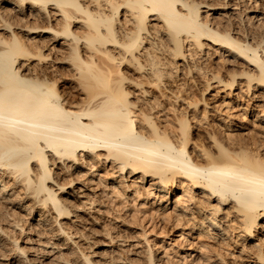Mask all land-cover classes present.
Listing matches in <instances>:
<instances>
[{
  "label": "bare ground",
  "instance_id": "1",
  "mask_svg": "<svg viewBox=\"0 0 264 264\" xmlns=\"http://www.w3.org/2000/svg\"><path fill=\"white\" fill-rule=\"evenodd\" d=\"M0 3L1 13L15 15L11 14L14 17L11 21L0 16L9 34L6 38L0 35V200L11 201L27 217H32L34 208L39 210L38 214L46 211L49 219L38 217L37 222L51 219L57 226L51 230L54 236L72 240L80 231H69L66 221L78 225L75 214L78 209L77 205L71 208L70 200L61 193L69 187L67 195L78 198L82 206L93 207L95 199L89 200L90 195L94 197L99 184L107 186L99 178L103 169L113 188L124 194L129 192L127 195L134 198L141 197V204L150 201L151 205L161 206L157 209L165 205V210L170 208L164 217L175 226L188 224L189 230L199 236L221 241L226 240V231L236 230L234 236L246 244L239 253L251 255L264 264V142L260 138L263 144L254 139L233 146V141H227L230 133L225 140L219 139L213 127L207 135L210 146H206L191 136L192 119L198 122L206 115L196 111V99L187 103L192 107L189 112L188 108L175 105L182 98L175 93L168 109L171 113L166 111V76L172 72L166 73L167 65L178 59L188 57V60L194 53L186 54L187 50L195 49L194 57L202 53L207 44L204 39L223 50L224 54L220 52L223 62L229 63L234 57L251 65L241 68L239 73L233 71L225 79L226 86H233L238 74L246 76L247 91L253 80L262 87L264 37L251 43L246 37L233 35L237 29L221 28L217 22L208 20L207 14L203 18L200 0H0ZM256 16L247 19L253 21ZM40 20L47 21V25H38ZM52 20L57 27L51 24ZM16 24L21 26L17 28L25 40L12 29ZM60 49L66 54L57 60L49 55ZM56 62L69 65L72 79L76 80L75 88L83 96L78 101L66 98L59 90L57 80L61 76L51 71ZM177 67L176 64L171 69L176 71ZM192 68L201 67L187 64L188 72ZM210 70L213 79L223 81L215 69ZM255 117L264 122V114ZM55 164L75 175L68 176L67 182L59 181L54 177ZM134 175L137 176L121 189L120 181ZM144 182L149 183L141 192L137 185ZM14 186H20L22 192L18 194ZM176 187L184 194L180 205L181 200L169 201L171 190ZM193 188L198 193L191 192ZM171 202L170 207L167 204ZM12 227L22 231L17 222ZM143 237L147 240V236ZM255 237L257 242L253 241ZM108 238L102 250L123 242L114 235ZM158 240L165 242L163 238ZM46 241L43 242L49 243ZM199 242L211 249H205L199 258L196 256L197 263L202 260L209 264L210 259L216 263L220 256L212 259L216 250L208 247L206 241ZM49 244L47 247L54 249L55 243ZM152 245L156 246V242L147 243L140 262L136 258L139 264H187L186 251L179 244L169 243L171 250L163 252V256L156 254ZM12 246L20 247L14 239ZM41 246H35L37 251ZM62 253L58 251L56 259L60 260ZM81 255L82 264L107 261L104 258L100 263L94 262L83 251ZM118 258L110 256L106 264H125L121 260H128ZM195 260L190 259L191 263Z\"/></svg>",
  "mask_w": 264,
  "mask_h": 264
},
{
  "label": "rangeland",
  "instance_id": "2",
  "mask_svg": "<svg viewBox=\"0 0 264 264\" xmlns=\"http://www.w3.org/2000/svg\"><path fill=\"white\" fill-rule=\"evenodd\" d=\"M200 1H202L201 11L204 9L201 12L202 13L201 15H203V18L207 14L208 16H205V17H207V19L210 21H214L215 23L217 22V25L220 24L221 26H223L221 28H225L228 30L231 29L230 31H232L233 29L234 31H236L237 29L235 34L232 33L233 35L239 38H242V39L246 37L245 39L247 41L249 40L248 42L253 41V43L257 42L260 39V37H264V0H200ZM204 4L205 6H203ZM1 6L3 5L0 3V7ZM1 14H3V12ZM1 14L0 16L3 18L10 19V21L13 18L14 20L15 15L13 13L11 14L14 15V17L11 16V14H8V15L3 14V16ZM256 14H257L256 16L257 18L254 17L255 19L253 21H249V19H247L250 16H254ZM1 17H0V20H1ZM221 18L224 20H222ZM42 21H43V24H42ZM1 23L2 22L0 21V24ZM19 23L21 24V22ZM37 23L38 25L41 24V26H45L47 25L48 22L45 20H40ZM51 24L52 25L54 24L53 26L57 27V24H55L54 20H52ZM224 24L227 26H225ZM17 26H18L17 24L14 25L12 29L15 30V32L17 31L19 36L21 35V39L23 38V40H25V37L23 36V34L20 31H18V29L21 26L19 25L18 26L19 28H17ZM3 27L4 25H2V27L0 26V35L5 36L6 38L7 36H9V34L6 33L8 32L7 29L5 31V28ZM44 34H43L44 36L47 35V33H44ZM43 41H46V40H43ZM203 42H205V44L207 43L208 45L206 44L207 47L206 45L203 46L202 48L203 51H201L202 53H199L201 54V56L199 54L198 56L196 53L195 55L196 58H195L194 57L195 49L193 50L190 49L186 51V54L190 51L192 54L194 53L193 56H190L191 58L189 57L188 60H187L188 57L184 58L183 60L178 59L177 61H172V62H177V63L174 64L170 62L167 65L166 73H168V71L170 70L172 72L171 74L166 76V111L170 108L169 105L173 104L172 100L176 94L180 95L182 98L177 99L175 102V105L178 107H186L189 109V112H191L190 109H192V107L189 106L187 103L191 101V99L192 100L196 99V102L198 104L196 111L199 112V115L203 114V112H205L206 115L204 118L198 120V122H195V120L193 121L192 119L191 136L193 137L194 140L197 139L200 143L204 142L203 144H205L206 146L207 145L210 146V143H209L210 140L208 139L207 135L209 136V133H210L209 131H211L213 127L219 139L224 138L225 140L226 136L230 133L228 137L231 136V138H229L231 140L227 139V141L228 143H231V141H233L234 142V144L232 143L233 146L234 145L237 146L236 145L237 143L246 142V144H248V143H251L252 140L254 139H256L254 141L258 140L257 142H260L262 139V141L264 142V137H263L264 136V132H263L264 122L257 120V117H255L256 114H261V115L264 114V85L262 87L261 85H256V83H254V80H253L251 81V84H252L251 87L247 91L246 76L244 75L238 76L237 74V76H235L236 78H235V82L233 83V86L231 87L226 86L224 84L226 81L225 79L229 78L230 75H232L233 71H235V73H237L236 71H238L239 73L240 72L239 70H241V68L246 67L247 69L251 67V65L250 66L246 65L245 61L239 58H234V57L231 58L232 60H229V63L225 61L224 63L222 61L223 59H221L224 57L221 54V53L224 54L223 50L216 49L218 47L217 44H212L211 42L205 39L203 40ZM204 49H206L207 54ZM62 51L65 52V50H61V49L59 50V52L55 51V53H53L54 51H51L49 52L51 53L49 55L52 56L53 58L56 56L55 58L57 60L59 57L62 56L61 54L64 53ZM65 54L66 53H64L63 55ZM56 60L54 59V61ZM176 64L178 65L177 70L176 71L175 69L172 70L171 67H173V65H176ZM187 64L188 66H191V67L193 65H197V66L199 65V67L201 68L200 69L192 68L191 72H188ZM51 68H52L51 71L56 73V74L53 73V75L55 74L56 76H61L60 79L57 80L58 81L57 83H59V90L61 91V93H63L64 95L65 94L67 95V97L65 95L66 98L71 99V100L74 99L73 101L75 100L78 101L79 98L83 97L82 94L79 92V89L77 90L75 88L74 84L76 80L74 79L75 80L74 81L72 79V76H71L72 71L70 70L69 65L67 66V62L66 63L56 62L53 64ZM210 69H215L217 76L219 75V77H221V80H223L224 82L223 81L218 82L216 80L217 78L213 79V77H211L213 76L212 73L209 75V73L211 72ZM215 70H212V72L214 71L213 73H215ZM127 72L130 73L131 75H134L129 70ZM167 94H169L170 97L167 96ZM168 112L171 113V110L170 111L168 110ZM168 115L170 116L171 114H168ZM210 125L212 127H210ZM206 130H208L207 133H206ZM211 148H215V147L212 145ZM108 164L109 163H107V165ZM57 166L58 165L56 164L53 166V171L55 173L54 177L57 178L59 181L62 180V182H67L70 176L73 177L75 175L74 172H70L68 174L64 172V170L62 171L61 167H57ZM105 167L108 168L109 165L106 166L105 164ZM102 170L103 169H100L99 171V174L101 173V176L99 177L100 182H103L107 186L105 185L103 186L102 183L101 185L99 184L100 186L98 185L97 186L98 188L97 187L96 188L100 190L98 191L95 188L96 189L95 191H97V193H95L94 197L93 195H90L89 200L95 199V202L91 204L93 207H89V205L87 204H84L82 206L79 203L80 200L78 198L67 195L65 191L69 193V190H70L69 187H66L64 192L61 193L63 197L66 196L67 199L70 200L69 204L72 206V207L70 206L71 208L77 205L76 206L77 208L75 207L74 208L78 209L77 211H75L76 217H78V220H79L78 225H72L69 221H66L69 227L68 228L69 231L71 232H74L76 230L80 231V232H77L78 238L73 237L72 240H64L63 238H58L56 235L55 237L54 236L55 232L53 233L52 231H54L57 226L55 222L52 223L53 221H51V219L47 220L46 222H40V221L37 222L38 217L43 218V220H45L44 218L49 219V217H47L48 213L46 211H44L45 213L40 211L38 214L37 212L39 210L37 208H34L32 210V217L31 216L27 217L28 215L26 216V214H24V212L21 209L16 208L15 205L12 204L11 201L9 203L7 201L4 202L0 200V216L3 217V219L0 217V235H1L0 239H2V242H3L2 243L3 245L0 244L1 246L0 247V264H58V263L59 264H73V263L82 264V259L80 257L82 256L81 251L85 252V254H88V256L91 257L89 258L93 260L94 262L97 261V263H100L105 259L108 261L110 256L111 257L114 256L116 258L118 257L128 258V260L126 259L125 261L124 259L123 261L121 260L122 263L125 262V264H128V263L135 262L136 258L137 260L139 259L138 261L140 262V260L144 258L143 253L145 252L144 250L147 249V243L153 244L155 242H156V246L152 245L153 246L152 248L154 249V252L156 254L159 253V255L163 256L164 254L163 252L165 251L169 252L171 250L170 249L171 247L168 246V244L176 243V244H179L180 247H182L183 250L186 251L185 262L187 264H206V262H201L202 260H200V263L199 262L197 263V260L199 258V255L202 252L206 251L205 249H207L208 251V249H211V248H205L202 245V243L199 242L200 240L206 241V243L210 245L208 247H212L213 250H216L215 252L216 254H212L213 256L212 259L217 258L216 256L220 255L217 259V262L215 261L216 263H212L213 261L210 259L211 262H209V264H263V263H259L257 260H254L256 258H254L251 255L247 256L245 253H242V252L239 253V250L241 249V247L243 246L245 247L246 244L243 241L238 240L234 236L235 235L234 231L236 230H232V232H230V230L226 231V238H225L226 240L224 239L225 241L222 240L223 241L222 242L221 240H212V238L209 239L208 237L204 238V236L202 235L199 236L196 232L189 230L188 224L183 225V226H175V224H171L170 221L167 222L166 218L164 217V215L166 216L165 213L167 211L165 210L166 205L164 206V208L160 210V209H157L160 205H156V204L151 205L150 201L146 202L145 204H141V202H143L140 200L141 197L134 198L131 195L129 196L127 195L129 194V192L124 191L126 193L124 194L123 192H121L122 190L115 188V186L113 188V186L110 184L111 179L107 178L108 175H106L104 173L105 171L104 170L102 171ZM113 175L115 176L116 174H113ZM135 176L137 175L127 177L126 179L124 178L123 181H120L121 189L124 184L128 183L127 181H131V179H133ZM147 178L149 179V177ZM117 179L119 178H116V180ZM93 181L94 182L97 181L96 178ZM148 183L146 182H144L143 184L139 183L137 186L139 189L141 188L140 189L141 191L142 189H144L143 187H146ZM109 185L112 188H109L110 187ZM13 189L18 190V194L22 192V189L20 188V186L19 187L14 186ZM192 190L195 191V188L191 189L190 191L192 192ZM113 191H119L121 194L115 195V192ZM194 191L193 193L195 192L198 193V190H196L195 192ZM183 196L184 194L181 195L179 187H176L175 189L171 190V193L169 195L170 197L169 201L181 200L180 203H178L180 205L182 202V199L184 198ZM1 202L4 203V206L2 205ZM86 202L88 203V201ZM172 204L173 203L171 202L170 204H167V205H170L171 207ZM168 209H169L168 211H170V208ZM2 210L5 211L6 213L3 212ZM2 213H4V215ZM219 215L221 216V214ZM8 222H10L11 224H9ZM16 222L18 223L19 228L22 227L21 228L22 231L12 227L14 223ZM224 223L226 222L224 221ZM69 224L71 225L69 226ZM229 224H233V223L230 222ZM46 230H48V232ZM113 235L117 237L118 239L119 238L122 239L123 242H120L121 241L120 240L119 242L115 244L113 243L112 247L109 250H102L103 248L101 246L103 245V243L106 242L105 240L109 239L108 236H113ZM144 235L147 236V240L144 239L143 237ZM161 238L165 240L164 243L159 242L158 239H161ZM13 239H14V242H16L20 246L19 248L14 249V247L12 246ZM45 240H48L46 242H49V243L50 242L53 244L55 243L54 249H50V247H47L49 243L43 242ZM254 240L257 242L256 237L255 239H253V241ZM4 241L6 243H4ZM216 241L219 243H223V244L221 245L219 244L218 246V243ZM40 244L45 245L46 248L44 249V247L41 246ZM56 244H59L60 246ZM128 244H132V245L129 246ZM35 246H38V247L41 246V250L39 249L37 251L38 248ZM21 247L23 248L24 251L19 250V249H22ZM47 248H49L48 251H47ZM135 250L136 251L138 250V251L135 252ZM199 250H200V253H199ZM263 250H264V247H263ZM58 251L64 252L62 253L63 259L62 258H60V260L56 259L55 256L58 253ZM139 251L142 252V255ZM191 254L193 256H191ZM24 257H26L28 261L25 260ZM169 257H171V255H169ZM190 259H194V260L196 259L194 261L195 263L194 262L191 263ZM138 261H136L135 264H139Z\"/></svg>",
  "mask_w": 264,
  "mask_h": 264
}]
</instances>
